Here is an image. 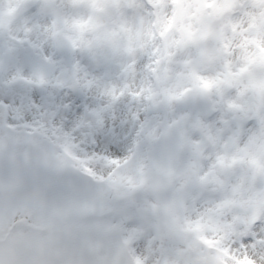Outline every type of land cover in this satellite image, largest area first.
Returning <instances> with one entry per match:
<instances>
[{
    "label": "snow or ice",
    "instance_id": "6c2138e0",
    "mask_svg": "<svg viewBox=\"0 0 264 264\" xmlns=\"http://www.w3.org/2000/svg\"><path fill=\"white\" fill-rule=\"evenodd\" d=\"M0 264H264V0H0Z\"/></svg>",
    "mask_w": 264,
    "mask_h": 264
}]
</instances>
